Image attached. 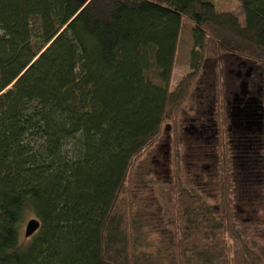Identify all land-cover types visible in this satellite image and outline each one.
I'll use <instances>...</instances> for the list:
<instances>
[{
    "label": "trees",
    "instance_id": "16d2710c",
    "mask_svg": "<svg viewBox=\"0 0 264 264\" xmlns=\"http://www.w3.org/2000/svg\"><path fill=\"white\" fill-rule=\"evenodd\" d=\"M240 2L244 24L210 0H0V264H264V217L235 210L234 174H253L228 142L230 118L245 125L240 101L258 115L249 159L264 179V0ZM194 86L216 210L182 181L179 114ZM165 132L172 175L153 177L136 163Z\"/></svg>",
    "mask_w": 264,
    "mask_h": 264
},
{
    "label": "rangeland",
    "instance_id": "374dc122",
    "mask_svg": "<svg viewBox=\"0 0 264 264\" xmlns=\"http://www.w3.org/2000/svg\"><path fill=\"white\" fill-rule=\"evenodd\" d=\"M214 3L217 10H226L231 11L234 16L238 19L241 24H244V17H243V10L241 6L240 0H210ZM233 78L235 80V84L239 83V78L237 72L232 69ZM190 69L186 66L177 67L174 69L172 82H171V91H174L181 80L185 78L188 74H190ZM237 75H235V73ZM242 77V72H241ZM245 79V78H244ZM241 82H246L242 81ZM199 86V85H198ZM201 86V85H200ZM235 90V89H234ZM199 90H196V86L192 88L191 96L186 101L185 105L181 113L179 114V121H180V130H179V141H180V148H181V170H182V181L187 187H191L196 190L201 196L204 198L206 203L214 210L217 209L219 204L218 198V172L215 166V162H213L212 145L213 137L211 132L206 130L204 133L199 127V123L201 121H194L198 116L197 114L200 110L205 106V100L202 99ZM230 94L229 100L231 101L234 96L236 95L237 98L240 96V89H236ZM235 99V98H234ZM237 106V105H235ZM230 116V115H229ZM200 119V118H198ZM232 119L229 120L228 128L231 131L237 132L236 127L232 125ZM253 121V120H252ZM201 125H204L203 123ZM208 128V126H206ZM241 128V127H240ZM198 129V130H197ZM205 130V129H204ZM240 130V133L237 135H230L228 138L231 140V145L233 148L236 147V141L239 142L241 146L239 149L242 154L238 157V164L241 166L242 171L244 169H248V171L253 174V177L250 179L249 182L242 184V178H240L241 174L239 175L238 179L237 174H234V182L237 185L235 187V210L237 212L238 217L241 221H249L250 219L253 220V216H250V213H246V209L249 206L253 207L251 210H257V219L256 221L260 222L261 219L264 217V205H261L263 202L260 199L259 195L257 194L256 188L253 186L255 182L261 185L264 188V179L257 178L259 174H257V169H259L260 162L252 159L250 160L249 156L250 152H252L253 146H250L248 142L251 144L256 138V127L254 126H244ZM202 133L200 135L199 133ZM248 132L249 139L246 138L243 133ZM250 133V134H249ZM167 133L161 134L160 139L154 145V147L146 153L137 163L136 168L141 171L143 168L153 177H160V178H169L172 175V153L171 148L168 147L165 138ZM169 136V135H168ZM208 136V137H207ZM207 137V138H206ZM238 137V138H237ZM236 139V140H234ZM203 140L207 141V143L203 144ZM233 142V143H232ZM235 144V147H234ZM238 145V144H237ZM260 145V142L257 143ZM245 146H249L246 148ZM251 147V148H250ZM256 147V146H255ZM246 148V149H245ZM242 149V150H241ZM251 150V151H250ZM252 169V170H249ZM241 171V172H242ZM242 177V176H241ZM250 183V184H249ZM235 185V186H236ZM260 187V188H261ZM261 192L264 193V190L261 188ZM246 199V201H244ZM261 203V204H260ZM248 204V205H247ZM245 208V211L243 210ZM248 212H251L250 210ZM259 241L264 239V235L257 238ZM159 241V237L152 231L146 230L144 235L142 236V245L141 250H152L154 249L153 245H156V242Z\"/></svg>",
    "mask_w": 264,
    "mask_h": 264
},
{
    "label": "flooded vegetation",
    "instance_id": "af4514ba",
    "mask_svg": "<svg viewBox=\"0 0 264 264\" xmlns=\"http://www.w3.org/2000/svg\"><path fill=\"white\" fill-rule=\"evenodd\" d=\"M238 77H240L241 78V76H240V74H238ZM246 95V94H245ZM244 95V96H245ZM239 99V98H238ZM240 102V101H239ZM239 102L237 101V103H236V101L235 100H233V106H232V111L234 112V109H235V103H236V108H237V111H238V113H235L234 114V116L236 117V118H238L240 121L242 120L241 119V117H243L246 121H245V127L246 126H248V125H250V126H253V121H254V126H256V128H258L259 129V125H260V123L257 121L258 119H257V117H258V115H257V113H248L247 112V109L244 107V108H242V110L241 109H239V106H238V104H239ZM240 113H242V115H240ZM253 120V121H252ZM199 128L201 129V130H203L204 128H205V126L204 125H201V124H199ZM244 126H243V128H244ZM233 127H236V129H237V133H240V130L239 129H241L240 128V126H235V125H233ZM198 130V129H197ZM243 133V132H242ZM246 133H248V132H246ZM200 135H202V133L200 132L199 133ZM232 135L234 134V135H237V134H235V132L233 133H231ZM250 134V133H249ZM208 137V136H207ZM206 137V138H207ZM238 138V137H237ZM214 141V140H213ZM229 142H231V140H229ZM204 143H207V141L205 140H203V144ZM233 143V142H232ZM234 146H235V144H234Z\"/></svg>",
    "mask_w": 264,
    "mask_h": 264
},
{
    "label": "water",
    "instance_id": "95a60500",
    "mask_svg": "<svg viewBox=\"0 0 264 264\" xmlns=\"http://www.w3.org/2000/svg\"><path fill=\"white\" fill-rule=\"evenodd\" d=\"M31 226H32V231H34L38 228V223L35 221H30L26 227V235H28L27 231L30 229Z\"/></svg>",
    "mask_w": 264,
    "mask_h": 264
}]
</instances>
